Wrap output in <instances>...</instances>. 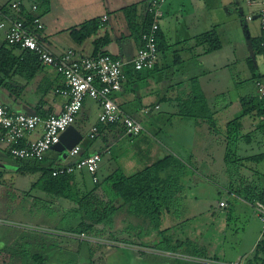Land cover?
I'll list each match as a JSON object with an SVG mask.
<instances>
[{
	"label": "crops",
	"instance_id": "crops-1",
	"mask_svg": "<svg viewBox=\"0 0 264 264\" xmlns=\"http://www.w3.org/2000/svg\"><path fill=\"white\" fill-rule=\"evenodd\" d=\"M13 1L16 0H0V7L9 11ZM21 1L26 7L33 3L31 0ZM150 1L45 0V4L38 7L36 15L42 27L34 36L54 54L60 55L73 49L81 58L97 52L109 54L126 63V80L112 99L124 114L141 124L143 131L137 137H132L125 134L120 125L98 123L99 106L86 98L73 123L82 136L78 143L81 146L78 155L71 158L67 155L68 151L60 153L50 149L44 159L47 164L60 167L71 165L87 155L99 154L101 161L95 175L97 182L94 183L86 171L75 172L72 177L73 195L68 192L59 198L37 187L34 200H42L57 209L54 210L57 215L49 212L52 213L49 217L54 221L52 225L14 222L8 217H0V225L39 230L33 232L38 234L35 243L40 247L45 240L41 239V234L58 233L60 227H66L61 232L66 236L56 239L58 245L63 246L68 240L81 245L77 241L79 235L72 231L82 221L75 209L79 204L77 198L89 197L96 201V206L101 208L103 205L112 213L109 222L95 224L96 231L100 229L101 233L98 237L85 236L91 243L108 245L111 253L117 250L120 252V255H115L117 259L129 260L139 255L138 261L141 255L154 252L165 259H175L176 264H194L200 260L197 256H189L187 252L174 253L160 247V244L168 242L163 238L166 232L170 229L177 231V225L180 228L184 225L187 218L175 220L178 215L193 209L196 198L188 201L186 193L193 187L202 192L204 187L213 190L210 203L207 201L205 205L207 211L209 208L211 211L217 201L219 209L231 212L243 207L257 220L258 225L253 229L244 254L238 252L225 264L239 257L247 258L260 241L264 242V237L260 238V223L250 204L239 198L230 186L224 157L227 153L229 159L243 160L241 158L264 153V128H259L252 119L256 111L252 106L258 100L255 80L263 75L262 34L258 20L261 0H158L162 13L159 20L158 60L150 71H135L131 61L140 47L136 34L146 18ZM130 7L133 9L130 12L133 30L124 11ZM104 16L107 19L102 22ZM92 21L98 25L97 33L82 42L74 40L70 30L79 29ZM97 40L100 42L95 43ZM3 41V33H0V44ZM20 50L15 49L13 54L18 56ZM34 69L23 72L33 71L28 79L18 73L9 76L6 84L0 87V103L16 114H37L42 117L60 114L66 99L56 94L55 90L62 87V77L51 67L39 66ZM234 121L238 123L230 126ZM93 126L98 133L90 142L87 136ZM40 134L39 129L29 138L36 139ZM85 141L88 145H82ZM8 148V145L0 142V164L6 166L0 171V203L10 210L8 204L10 206L11 200L14 201L13 196L16 195L15 202L18 204L25 195V189L21 190L19 186L24 175L28 174L18 173L16 167H7V159L16 164L7 154ZM162 161L166 169L160 171L159 176L165 178L172 172L182 187L170 188L162 194H171L172 197L166 201L159 218L161 233L150 238L152 226L144 214H140L145 212V205L140 208L139 204L126 203L115 193L113 186ZM259 167L256 171L252 166L250 169L254 170L239 166L238 178L243 177L244 182L256 184L259 179L262 180L260 174L264 173V168ZM35 174L39 178L40 174ZM17 179L19 182H16ZM200 185L203 187L200 188ZM13 186H17L16 189ZM214 193L220 197L216 201ZM220 202H225L226 206L220 207ZM72 215L73 225L69 224ZM176 231L173 235L177 237ZM2 233L4 231L0 229V264H23L26 251L20 246L11 250L19 257L12 253L7 257L9 245L13 242L20 244L22 233L17 231L10 238L2 237ZM176 237L175 241L178 242ZM47 244L49 247L35 250L34 254L48 260L49 248L55 242L50 240ZM258 257L264 259V255ZM184 258H192L193 261H184Z\"/></svg>",
	"mask_w": 264,
	"mask_h": 264
},
{
	"label": "built area",
	"instance_id": "built-area-1",
	"mask_svg": "<svg viewBox=\"0 0 264 264\" xmlns=\"http://www.w3.org/2000/svg\"><path fill=\"white\" fill-rule=\"evenodd\" d=\"M159 2L151 0L147 5L146 11L151 14L152 23L149 30L142 33V45L131 61L136 71H150L157 63L156 32L162 16ZM23 6L20 1L10 4L12 14L0 21V33H3V40L8 45H17L21 50L33 52L37 56L40 66L53 68L62 77L63 82L62 87L56 89L55 93L64 97L66 102L64 110L60 114H50L46 117L37 114H16L0 103V142L10 147L9 154L12 159L29 158L41 161L45 153L59 142L60 134L73 125L86 98L92 99L99 106L98 123L121 124L125 134L132 137L140 135L143 131L141 124L133 117L124 114L112 99V96L121 89L126 80V63L105 53L81 58L73 49H68L60 55L54 54L45 48L25 26L23 17L29 12H34L37 6L35 4L30 5L29 8H25V6L23 8ZM106 19L105 16L102 17V22H105ZM258 20L262 34L260 49L263 59V75L255 80V88L256 96L264 107V0L260 2ZM32 23L35 28L41 29L38 17H34ZM39 129L41 134L36 139H30L29 137ZM97 133V128L93 126L88 137L93 138L97 136ZM22 140H25V144L20 146L19 143ZM80 149V146L76 144L67 152V155L74 158ZM100 161L99 154L87 155L71 165L56 167L51 171V175L57 177L86 171L96 183L95 175ZM219 206H226V203L220 202ZM253 211L260 223V238H262L264 237V203L255 201ZM79 237H81L80 239L86 238L83 234H80ZM229 264L248 263L246 257H239Z\"/></svg>",
	"mask_w": 264,
	"mask_h": 264
},
{
	"label": "rangeland",
	"instance_id": "rangeland-1",
	"mask_svg": "<svg viewBox=\"0 0 264 264\" xmlns=\"http://www.w3.org/2000/svg\"><path fill=\"white\" fill-rule=\"evenodd\" d=\"M44 8V6H42ZM259 165H264L263 163H259ZM13 166L16 167V164H12L10 160L7 159V167ZM5 164H0V171H3ZM13 168V170H14ZM11 172H15L10 170ZM38 174H28L24 175V179L21 180V185L19 186L21 190L25 189V195L21 198V201L16 204L15 199L16 195L13 196L14 201L11 200L10 206L8 207L10 210L4 208V204L0 203V217L7 218L10 220L18 221H27L33 223H42V224H54L53 218L49 217L50 214L54 213L55 215L57 211L56 208H53L48 203L40 200H34V195L37 193L35 189L37 187H33V184L36 182ZM86 177L88 175L86 174ZM89 179V178H86ZM19 182V179L16 180ZM12 183V181H11ZM88 183L90 184L89 180ZM206 185H210L209 183H205ZM17 185V183H16ZM17 186H13L16 189ZM203 187L200 185V188ZM10 188V187H9ZM18 189V190H20ZM201 192L197 188L191 189L187 192L188 201L192 202L193 198H196L195 204L193 205V209H188L187 211L181 212L175 220H182L187 218L182 224L177 225L176 229H170L169 232H166L165 239H167L168 243L163 242L160 247L170 249L174 251V253H183L187 252L189 256H197V263L204 264H225L232 259L233 255L236 254H244V249L247 248L251 236L253 234V229H255L256 224L258 225L257 220H254L251 217L249 210L246 208L240 207L237 211L228 212V210L219 209L216 206V203L220 197L217 194H213V197L216 201L211 211L210 208H205L207 201L210 203V198L213 190L210 188H204ZM32 190V191H31ZM31 191V192H30ZM209 192V193H208ZM189 193V194H188ZM31 194L30 196H28ZM12 196V195H11ZM9 198H12V197ZM28 197V199H27ZM2 198L0 197V200ZM7 203L9 200H5ZM23 200V202H22ZM187 201V202H188ZM5 203V202H4ZM206 209V210H205ZM52 211V213H49ZM49 217V219H47ZM9 220V221H10ZM68 223V221H66ZM14 224V223H13ZM69 224H74V216L70 218ZM58 228V225H56ZM64 228V229H62ZM0 229L4 231L1 234L4 238L14 237V234L17 231H20L22 234L20 244H15V242L9 245V249L7 250V257L9 253L14 254L12 251L17 248L16 246H20V248L26 251L24 254L23 264H38L36 260H33L32 257L35 256V250H39L42 248L49 247L50 240H54L55 244L53 247L49 248V257L48 260H44V264H176L177 261L175 259L163 258V256H159L154 252L150 254L141 255L140 260L139 255L136 258H132L129 260L117 259L115 255H120V252L116 250V252L111 253L110 246L103 244H82L78 245L75 241H65L63 246L58 245L56 239H61V236L66 227H60L58 233L57 232H49L41 234V239L43 240V245L40 247L35 243L36 238V229H28L23 227V229L6 227L4 225H0ZM35 231V232H33ZM143 231V229H140ZM178 234L177 237L173 234ZM46 232V231H45ZM144 232H147L144 230ZM150 238L152 236H157L156 229L151 227ZM66 236V235H63ZM175 237L178 242L175 241ZM78 238H81L78 236ZM47 239V240H46ZM152 242V241H151ZM157 245V244H156ZM89 246V247H86ZM152 246V245H151ZM150 246V247H151ZM91 249V250H89ZM12 250V251H11ZM53 250V252H51ZM102 250V251H101ZM103 253L100 255L99 253ZM15 256H18L14 254ZM39 255V254H38ZM42 256V255H41ZM19 257V256H18ZM201 257V258H199ZM180 259V257H178ZM205 261H204V260ZM193 261L192 258H184V261ZM209 260V261H208ZM197 261V260H196ZM185 263V262H184ZM191 264V263H190Z\"/></svg>",
	"mask_w": 264,
	"mask_h": 264
},
{
	"label": "trees",
	"instance_id": "trees-1",
	"mask_svg": "<svg viewBox=\"0 0 264 264\" xmlns=\"http://www.w3.org/2000/svg\"><path fill=\"white\" fill-rule=\"evenodd\" d=\"M16 1H20L21 5L22 6L24 5V3H22L21 0H16ZM31 1L33 2L31 3V5L35 4L37 6V9L34 12L27 13L26 16L23 17V19L25 20L24 23L27 30L31 34L35 35V32H37L40 29L35 28V26L32 23V20L34 17H37L36 13L38 11V7L44 5L45 0H31ZM29 7L30 6H28V8ZM132 10H133L132 7H130L125 9L124 11L128 18V25L130 29L133 30V24L131 20L132 17L130 15V12ZM9 14H12L10 10V5H9V11L6 10L5 8L0 7V21H2L4 17H7ZM151 23H152V16L146 11V18L144 19L142 25L143 27L141 26V28L137 31L136 34L140 41V46L142 45L141 35L142 33H145L149 30ZM159 30L160 29L158 28L156 32L158 49H159V38H160ZM97 31H98V25L97 23L92 21L90 23L84 24L79 29L70 30V34L74 38V40H76L77 42H82L87 37L96 34ZM99 42H100L99 40L95 41V43H99ZM15 49H20V48L17 45H8L5 41H3V43L0 44V87L6 84V80L9 76L16 73L22 75L23 72H30V70L34 71L35 70L34 68H38L40 66L37 60V56L33 52L27 50H20V54L18 56H15L13 54ZM95 54H97V52L92 53V55ZM98 54H104V53H98ZM32 73H25L23 75L26 76V78L28 79L31 77ZM255 104L256 105L252 106V108L256 109L254 116H252V119L256 121V123H258L259 128L263 129L264 107L262 103L258 100L257 103ZM260 117H262L261 119L262 121L259 122L258 119ZM235 123L238 122L237 121L231 122L230 126ZM105 125L122 126L121 124H117V123L105 124ZM230 128L233 129V127ZM96 137L97 136L93 138H89L87 136L90 142H92V140L95 139ZM85 143L86 141L83 142L82 145H84ZM19 144L20 146H23L25 144V140H22ZM86 145H88V143H86ZM7 154L10 156L9 148L7 149ZM224 158H225L224 161L226 165V171L228 174L229 181L231 183L230 186H232L234 193L239 198H242L247 203H249L252 210H253V203L255 201H260L264 203V173L260 174L262 175V180L259 179L256 184H250L248 182H244L243 177L238 178L239 166H246L249 167V169L252 166V168H255L256 171L259 166H261V168L262 167L264 168V165H259V163L264 162V153L257 155H250L245 158H241L243 160L234 159L233 157H230L229 159L226 153ZM14 161L16 163V168L18 173L21 174L39 173L40 174L39 178L33 186L40 188L42 191L48 193L52 197L59 198L68 192L71 193L73 189L72 177L74 173L54 177L51 175V171L56 167H53L52 164H47L44 158L41 161H37L35 159H29V158L22 160L16 159ZM163 165H164V161L153 164L139 172L134 173L132 176L127 177L122 181H119L113 186L115 193L121 196L126 203H132V205L139 204L140 208L142 207V205H145L144 207L145 212L140 214H144V217L149 221L152 228L156 229V232L158 234L161 233L158 227L160 222L159 218L163 213V208L165 206L166 201L168 202L172 197L171 194H167L163 196L162 194L165 193V191L170 188L172 189V188L182 187V184L179 181L178 177L172 172L169 173V175H166L165 178L159 176L158 173L160 171L163 172L164 169H166V166ZM261 168L259 167V169ZM250 170H254V169H250ZM71 194L73 195V193ZM74 196H76V194H74ZM77 200L79 204L75 209V213L80 217H82V221H80L79 224L74 229L72 228V231L77 235L83 234L84 236H88L91 238L98 237L101 233H100V229H98V232L96 231L95 224H100L101 222H109L112 217L111 210H106L103 205L101 206V208H99L98 206H96V201L89 197H80L77 198ZM102 208H104V210H102ZM77 241L81 243V245L84 243L93 244L86 238L85 239L78 238ZM259 255H264L263 241H260L256 245L253 253L249 257H247V263L264 264V259L263 260L260 259L258 257ZM32 259L36 260L37 261L36 263L38 264H44V259L41 255L35 254V256L32 257ZM194 264H204V263H194Z\"/></svg>",
	"mask_w": 264,
	"mask_h": 264
},
{
	"label": "water",
	"instance_id": "water-1",
	"mask_svg": "<svg viewBox=\"0 0 264 264\" xmlns=\"http://www.w3.org/2000/svg\"><path fill=\"white\" fill-rule=\"evenodd\" d=\"M82 136L81 134L74 128L73 125L69 126L64 132H62L59 136V142L51 147V150L57 152L69 151L76 144L79 143Z\"/></svg>",
	"mask_w": 264,
	"mask_h": 264
}]
</instances>
